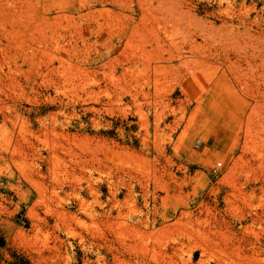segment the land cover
<instances>
[{
    "label": "rangeland",
    "instance_id": "1",
    "mask_svg": "<svg viewBox=\"0 0 264 264\" xmlns=\"http://www.w3.org/2000/svg\"><path fill=\"white\" fill-rule=\"evenodd\" d=\"M0 237V264H264V0H0Z\"/></svg>",
    "mask_w": 264,
    "mask_h": 264
},
{
    "label": "trees",
    "instance_id": "2",
    "mask_svg": "<svg viewBox=\"0 0 264 264\" xmlns=\"http://www.w3.org/2000/svg\"><path fill=\"white\" fill-rule=\"evenodd\" d=\"M3 246H4V239L0 237V247ZM8 264H29V262L20 255L13 254V260L8 262Z\"/></svg>",
    "mask_w": 264,
    "mask_h": 264
},
{
    "label": "bare ground",
    "instance_id": "3",
    "mask_svg": "<svg viewBox=\"0 0 264 264\" xmlns=\"http://www.w3.org/2000/svg\"><path fill=\"white\" fill-rule=\"evenodd\" d=\"M191 58H192V57H191ZM181 60H182V59H181ZM185 60H186V59H185ZM188 61H189V60H187V62H188ZM183 62H185V61L183 60ZM180 64L184 65V64L181 63V62H180ZM186 64H188V63H185V65H186ZM190 64H191V62H190ZM186 66H187V65H186ZM189 67H190V66H189ZM34 149H35V148H34ZM36 150H37V149H36ZM34 151H35V150H34ZM38 153H40V152H38ZM50 153H52V152H50ZM50 153H49V154H50ZM51 155H52V154H51ZM54 158H55V157H54ZM52 162H53V161H52ZM55 163H56V162H55ZM55 163H54V164H55ZM89 187H90V185H89ZM164 189H165V188H164ZM89 190L91 191L92 189L90 188ZM94 190H95V188H94ZM112 198H113V197H112ZM111 202H112V201H111ZM100 203H101V202H100ZM112 204H113V203H112ZM114 204H115V203H114ZM107 205H108V204H107ZM109 207H110V206H109ZM86 213H87V212H86ZM88 213H89V211H88ZM90 213H91V212H90ZM100 214H101V213H100ZM106 214H107V213H106ZM106 214H105V216H106ZM108 214H109V213H108ZM86 215H87V214H86ZM93 215H94V214H93ZM93 215H91V216H93ZM117 215H118V214H117ZM115 216H116V214H115ZM110 217H111V216H110ZM101 218H102V216H101ZM106 218L108 219V217H106ZM106 218H105V219H106ZM111 218H112V217H111ZM113 218H114V217H113ZM116 218H117V217H116ZM99 219H100V217H99ZM102 219H103V218H102ZM119 220L121 221L120 218H119ZM107 221H108V220H107ZM109 221H110V220H109ZM112 221H113V220H112ZM112 221H111V222H112ZM120 221H118V222H120ZM107 223H108V222H107ZM115 224H117V223H115ZM103 245H104V244H103ZM101 246H102V245H101ZM102 247H103V246H102ZM105 247H106V246H105ZM107 247H109V245H108Z\"/></svg>",
    "mask_w": 264,
    "mask_h": 264
}]
</instances>
